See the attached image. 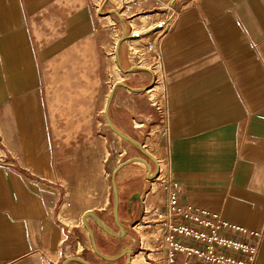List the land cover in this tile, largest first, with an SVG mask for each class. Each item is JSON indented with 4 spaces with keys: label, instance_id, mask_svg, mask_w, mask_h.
Wrapping results in <instances>:
<instances>
[{
    "label": "crops",
    "instance_id": "0c3cea01",
    "mask_svg": "<svg viewBox=\"0 0 264 264\" xmlns=\"http://www.w3.org/2000/svg\"><path fill=\"white\" fill-rule=\"evenodd\" d=\"M124 1L156 12L177 8L159 42L171 118L157 149L182 203L262 232L256 264H264V0ZM90 2L0 0V264H148L142 252L130 257L129 246L119 247L120 221L140 211L139 194L122 209V192L131 194L134 183L118 185L117 212L115 202L114 213L87 211L115 235L87 218V238L64 217L68 207L60 208L67 195L61 181L78 163L75 149L87 156L93 135L105 138V116L133 139L153 134L158 121L150 96L155 76L133 70L107 92L112 35ZM153 197L152 209L164 211L162 186ZM226 234L254 243L247 234Z\"/></svg>",
    "mask_w": 264,
    "mask_h": 264
},
{
    "label": "rangeland",
    "instance_id": "374dc122",
    "mask_svg": "<svg viewBox=\"0 0 264 264\" xmlns=\"http://www.w3.org/2000/svg\"><path fill=\"white\" fill-rule=\"evenodd\" d=\"M90 3L94 15L99 18L103 28L112 35L111 46L105 55L107 65L105 77L107 83L105 86L108 89L107 92L117 82H125L132 79L133 76L130 75V72L136 70L138 73L136 76L145 77L146 79L155 76V82L150 89H154V86L157 87L156 91L150 92L155 106L156 100L164 95L163 74L160 76L154 72L158 65L161 66L159 42L172 24L177 8L174 5H169L164 10L156 12L144 8L142 4L125 3L124 0H91ZM127 10H132L133 13L129 14ZM137 33L138 35H135ZM159 122L160 115L158 112L157 126L153 128V134L143 131L142 134L134 135L135 140L141 144V149L137 145L122 139L121 136L110 129L105 116L103 133L105 138H101L99 135L95 137L94 134V139H92L94 142L87 149V156L84 155V148L75 149L74 154L77 156L75 162L78 163L72 166V178L61 181L65 185L67 194L66 199L62 201V204L66 202L60 207L61 211L63 207H68L64 217L74 223L73 226H79V229L85 233L84 235L87 238H89V234L85 229L84 223L87 218L91 220L90 216H87L84 220V215L87 211L96 210L99 212L100 209L104 208L106 211L103 212L114 213L115 193L113 180L117 185L118 194V185L122 187L124 182L134 183L131 194L128 193L127 188H124L121 197L124 200L122 203L123 212L127 208L130 195L133 197L139 194L142 198L140 202L136 203V207L140 211L136 212L133 221L125 224L120 221L124 227L125 235L123 236H125V239L122 240L119 247L129 246L131 249L130 257L133 253L139 254L141 252L147 257L145 249H157L156 238L163 231V225L156 220L152 209L154 204L153 196L159 193L164 183L163 177V179L161 178L158 182L152 184V180L157 178L154 175L156 167L159 168L158 160L163 163L161 164V175H163L164 171L166 173L167 170L166 160L159 156L157 149L158 139L162 137L160 135ZM152 138H156V140ZM80 155L82 163H79ZM141 159H145L151 165L153 169L151 174H149V167L141 163ZM119 164L123 167L117 171L118 167H120ZM122 169L124 170L122 171ZM121 171L127 174L119 173ZM118 180L120 181L119 184ZM61 211L60 217L64 220L61 216ZM106 218H108L111 228L118 232L116 225L112 223V214ZM101 235L108 237L107 240L103 239L104 242L109 244L112 242L116 243L108 233L101 232ZM152 256L154 257V255Z\"/></svg>",
    "mask_w": 264,
    "mask_h": 264
},
{
    "label": "built area",
    "instance_id": "2783aa9c",
    "mask_svg": "<svg viewBox=\"0 0 264 264\" xmlns=\"http://www.w3.org/2000/svg\"><path fill=\"white\" fill-rule=\"evenodd\" d=\"M163 91V97L156 100L155 106L160 115V135L166 137L171 114L164 81ZM166 165L162 185L166 193L165 210H154V217L163 225V231L156 238L157 249H145L148 264H256L263 233L231 224L218 214L182 203L179 185L171 179L167 162ZM228 232L253 236L254 243L247 245L229 237Z\"/></svg>",
    "mask_w": 264,
    "mask_h": 264
},
{
    "label": "water",
    "instance_id": "95a60500",
    "mask_svg": "<svg viewBox=\"0 0 264 264\" xmlns=\"http://www.w3.org/2000/svg\"><path fill=\"white\" fill-rule=\"evenodd\" d=\"M119 84H121V83H119ZM114 90H115V89H114ZM113 95H114V91L112 92L111 97H110V100H109V103H108V105H107V107H106V112H107V114H109V109H110V105H111V102H112V99H113ZM108 123H109L111 129H112L114 132H116L119 136H121L122 138H124V139L130 141L131 143L137 145L138 147H140V148L142 149L141 144H140L137 140H135V139H133V138H131V137H129V136H127V135L121 133L120 131H118V130L115 128V126L113 125V123H112V121H111V119H110L109 116H108ZM144 153H146V152H144ZM141 160H142L143 162L147 163V165L149 166V174H151V173L153 172V169H152L151 165H150L145 159H141ZM122 167H123V166H120V167L117 169V171H118L119 169H121ZM117 171L114 173V178H115V176H116ZM150 176H151V175H150ZM158 176H159V168L156 167L154 177H158ZM113 183H114L115 205H116L115 208H116V212H117V210H118V208H119V194H118L117 185H116V183H115L114 180H113ZM87 216H90V217L93 218L96 222H98V223H99V224H100V225H101V226H102L107 232H109V233L112 234V235H115V234H114L113 232H111L107 227H105V226L103 225V223H102L101 221H99V220L97 219V217H96L92 212H87V213L84 215V220L86 219ZM85 225H86L87 229H88L90 232H92V229H91L86 223H85ZM121 229H122V228H121ZM128 254L131 255V252H128ZM103 257H105V258L108 259V260H116V258H110V257H106V256H104V255H103ZM74 259H75V260H78V261H82V262H84V261L81 260L80 258H74ZM66 263H67V262H66ZM84 263H87V262H84ZM87 264H89V263H87Z\"/></svg>",
    "mask_w": 264,
    "mask_h": 264
},
{
    "label": "bare ground",
    "instance_id": "6f19581e",
    "mask_svg": "<svg viewBox=\"0 0 264 264\" xmlns=\"http://www.w3.org/2000/svg\"><path fill=\"white\" fill-rule=\"evenodd\" d=\"M168 20V19H167ZM166 20V21H167ZM164 22V21H163ZM160 23V22H159ZM162 23V22H161ZM167 24V23H166ZM162 25H164V24H162ZM161 25V26H162ZM156 26H158V25H156ZM164 30V29H163ZM135 35H138V33L137 34H135ZM158 64V63H157ZM160 71H162V69H161V66L160 65H158L157 67H156V71H154L156 74H159L160 76L162 75V72L161 73H159ZM155 88L154 89H152L151 91H156V89H157V87L156 86H154ZM161 89V88H160ZM159 90V89H158ZM135 161V160H134ZM133 161V162H134ZM159 161V160H158ZM141 163H143V164H145L147 167H149L148 165H147V163H145V162H143V161H141ZM161 164H163L162 162H160L159 163V167L161 168ZM160 171H162V169L160 170ZM164 174H165V171H164V173H163V177H164ZM155 233H157L156 231H155ZM154 233V234H155ZM136 258H137V260L138 261H140V262H143L144 261V258H143V255L142 254H140L139 256L138 255H136Z\"/></svg>",
    "mask_w": 264,
    "mask_h": 264
}]
</instances>
